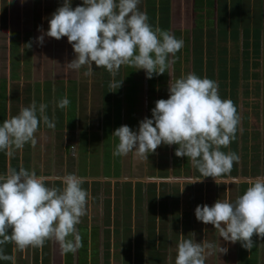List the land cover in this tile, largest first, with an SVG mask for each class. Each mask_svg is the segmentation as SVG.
<instances>
[{
    "label": "crops",
    "instance_id": "obj_1",
    "mask_svg": "<svg viewBox=\"0 0 264 264\" xmlns=\"http://www.w3.org/2000/svg\"><path fill=\"white\" fill-rule=\"evenodd\" d=\"M7 2L0 0V59L7 60L0 70V123L18 114L21 105L35 100L37 105H48L47 114L55 127L49 129L41 122L35 147L26 144L11 156L0 152V174L23 166L51 177V182L60 186L59 177L75 173L86 178L83 187L89 197L87 214L77 225L82 246L75 252L64 253L57 241L49 240L43 247L24 250L6 244L5 254L14 255L15 264H173V247L180 234H187L171 228L173 181L186 180L171 174L165 178L156 175L181 171V166L192 173L191 163L176 157V145L164 144L148 160L135 153L114 157L118 139L112 133L122 125L137 131L141 120L151 118L155 102L168 98L169 75L178 78L193 72L213 80L231 78L223 86L218 80L220 96L231 99L240 116L235 141L221 148L240 157L230 171L233 179L228 181L237 182L244 190L250 179L264 175V0H141L139 8L147 13L148 22L183 39L184 47L161 77L147 79L144 70L122 66L115 79L124 80L115 92H110L113 78L103 67L93 65L89 77L83 75L86 66L79 71L65 66L75 58L66 37L57 41L45 36L42 46L37 43L41 35L38 28L45 26V19L62 6L63 0ZM78 5L82 0H71L73 8ZM63 45L68 48L65 53ZM238 54L241 59L256 58L262 67L259 75L251 70L247 73L243 65L231 71L218 70L220 60ZM249 76H256L260 83L248 81L252 79ZM65 95L70 103L60 109L57 101ZM218 177L223 179L224 174ZM192 193H197L195 186ZM217 195L221 197V192L216 191ZM191 201V209H186L193 218L189 233L194 232L196 222L198 243L205 239L218 243L214 227L195 218V208L203 201L199 204L195 195ZM163 213L170 223L166 232L160 230L159 216L162 219ZM253 239L255 246L248 251L240 242L233 244L221 238L227 253L214 252L205 264H264V240L255 235ZM0 264L11 261L0 260Z\"/></svg>",
    "mask_w": 264,
    "mask_h": 264
},
{
    "label": "clouds",
    "instance_id": "obj_2",
    "mask_svg": "<svg viewBox=\"0 0 264 264\" xmlns=\"http://www.w3.org/2000/svg\"><path fill=\"white\" fill-rule=\"evenodd\" d=\"M140 3L141 0H82V5L73 8L71 0H63L62 6L46 18L48 30L38 28L41 35L36 41L42 46L45 36L57 41L66 37L75 58L65 66L74 71L86 66L83 75L89 77L93 65L103 67L113 78L110 92L122 86L124 79H115L122 66L144 70L146 78L152 79L172 68L184 40L158 25L153 27L147 13L140 10ZM169 76L168 98L155 102L151 118L141 120L137 131L122 125L112 133L118 139L112 155L135 153L148 160L162 144L176 145V157L191 163L194 175L190 184L202 182L196 172L203 178L230 172L240 157L221 148L229 147L236 139L240 116L234 102L223 99L218 82L207 76L201 78L193 72L178 78ZM69 103L65 95L57 101V107L66 109ZM47 109V104L37 105L33 100L0 123V152L11 156L26 144L35 147L40 123L49 129L55 127ZM58 179L60 186L52 183L51 177L23 166L0 174V260L15 264V256L5 254L6 244L24 250L55 240L64 253L82 246L77 225L87 214L89 192L83 187L86 178L68 173ZM195 217L214 227L219 242L205 239L198 243L194 232L180 234L175 264H205L214 252L226 254L228 249L221 246V238L233 244L240 242L251 251L254 235L264 240V175L250 179L244 193L234 201L218 199L211 206L197 205Z\"/></svg>",
    "mask_w": 264,
    "mask_h": 264
},
{
    "label": "rangeland",
    "instance_id": "obj_3",
    "mask_svg": "<svg viewBox=\"0 0 264 264\" xmlns=\"http://www.w3.org/2000/svg\"><path fill=\"white\" fill-rule=\"evenodd\" d=\"M45 21H46V24L43 27V29H48L47 19H45ZM62 49H64L63 53H65V52H67L68 48H66V45H63ZM240 56L241 55L238 54L232 59L228 57V59L220 60L218 65H217L218 70L219 71H224V70H227V71L230 70L231 71L232 69H234V68L238 69L243 65L247 69L246 70L247 73L249 70H251V71H254V75H259L260 69L262 68L260 65V62L258 60H256V58L249 59V57H248L247 59H241ZM1 63L4 66V63L6 64L7 60L5 61V60L0 59V67H1L0 70H3ZM212 63L214 64V63H216V61L213 60ZM246 71H245V73H246ZM156 76L154 75V77H156ZM160 77H161V75H160ZM255 77H250L252 79H248V81L255 83L257 85L260 83V81L258 79H256ZM218 80H221L220 84H221V86H223L224 83L230 82L231 78H229V81H228L227 78L226 79H223V78L219 79L216 77L215 81H217L219 83ZM163 153L165 155V152H163ZM154 154L155 155L158 154V151H156ZM149 156L152 157L154 155L150 154ZM158 166H159V164H158ZM183 169H184V167L181 166V171H173V173L161 171V173H159L156 176H160V177L165 178V177H168L169 174H171V176L173 175V178H175V179L179 178V179L186 180V181H179V180L173 181V206H170L171 214L169 211H168V214L171 215L170 216L171 217V223H172L171 228L173 227L172 228L173 232L181 230V231H183L184 234L187 232L186 236H188L189 231L192 229V228H190V223L193 222V218H192V216H190L189 211H187L186 209H187V207H189L191 209V203H192L191 197L192 196L194 197V195H195V198L199 200L198 201L199 204H201V201H203L202 205L207 204V205L211 206V204H213L218 199H221V200L228 199V200L234 201L236 199V197L239 195H242L246 189L243 190L237 182L228 181L229 179H233L232 178V174H233L232 172H230L229 175H227L228 173H226V177H225L226 181H220L221 179H219V177H217L216 180L218 181V184L216 183L215 179L213 182H209L207 180V178L213 179V177H207V178H205L204 181L202 180L203 182L190 184L192 182V177H193V176L191 177V175L192 174L194 175V172L191 173V171H189V168L184 169V170ZM195 176H196V178H199V179L203 178L200 175L198 176L197 172L195 173ZM194 186L196 187V190H197L196 194L192 193V189L194 188ZM186 187H187V189L185 190L184 188H186ZM204 187H206V188H204ZM201 188L208 189V190H210V192L207 193V191L205 192V191L201 190ZM238 188H239V190H238ZM216 191L221 192V197L218 195L215 196ZM186 192L189 194V196ZM184 195H185V197H184ZM202 197H206V198L203 200ZM208 197H212V198L210 199ZM186 198H187V200H189L188 201L189 203L187 202ZM182 206H184V209L182 208ZM159 222H160V230L162 232H166L168 230L167 226L170 224L169 220L167 218V214L163 213L162 219L159 216ZM193 230H194L195 234L197 233L196 231L199 230V225L198 224L196 225V222L194 223ZM176 239L178 240V238H176ZM174 240H175V238H174ZM198 240L199 239H197V241ZM174 244H176V241H174ZM175 248L176 247H173V264H175V256H176ZM150 257H152V256L149 253V263L151 260ZM254 260H256V259H254ZM231 264H233V263H231ZM246 264H247V262H246Z\"/></svg>",
    "mask_w": 264,
    "mask_h": 264
},
{
    "label": "trees",
    "instance_id": "obj_4",
    "mask_svg": "<svg viewBox=\"0 0 264 264\" xmlns=\"http://www.w3.org/2000/svg\"><path fill=\"white\" fill-rule=\"evenodd\" d=\"M226 177V173H224V177L223 178H225Z\"/></svg>",
    "mask_w": 264,
    "mask_h": 264
},
{
    "label": "flooded vegetation",
    "instance_id": "obj_5",
    "mask_svg": "<svg viewBox=\"0 0 264 264\" xmlns=\"http://www.w3.org/2000/svg\"><path fill=\"white\" fill-rule=\"evenodd\" d=\"M224 179V178H223Z\"/></svg>",
    "mask_w": 264,
    "mask_h": 264
}]
</instances>
